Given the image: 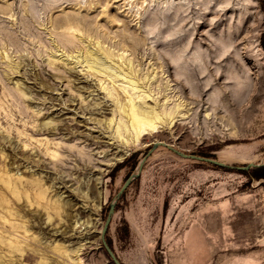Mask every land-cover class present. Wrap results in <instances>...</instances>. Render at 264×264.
<instances>
[{
    "label": "rangeland",
    "instance_id": "374dc122",
    "mask_svg": "<svg viewBox=\"0 0 264 264\" xmlns=\"http://www.w3.org/2000/svg\"><path fill=\"white\" fill-rule=\"evenodd\" d=\"M263 39L261 0H0V264H114L112 203L120 264H264V179L158 146L116 198L155 142L264 163ZM102 91L172 115L125 144Z\"/></svg>",
    "mask_w": 264,
    "mask_h": 264
},
{
    "label": "bare ground",
    "instance_id": "6f19581e",
    "mask_svg": "<svg viewBox=\"0 0 264 264\" xmlns=\"http://www.w3.org/2000/svg\"><path fill=\"white\" fill-rule=\"evenodd\" d=\"M88 51V50H87ZM85 51V52H87ZM105 54V53H104ZM80 55V54H79ZM99 54L96 53V51H89L88 53H86L85 57L82 59L83 62L87 63L88 68L93 69V67L98 68L100 70H102V73H107L110 72V74H112L114 76V78H116L117 74L120 73L122 74L123 68L119 67V68H111V66L109 65H105L106 62L104 60V62L102 61V64L99 65L98 60H100L101 57L103 56H98ZM75 56V55H74ZM77 56V55H76ZM106 57H110L109 54H105ZM100 57V58H99ZM92 58V60H91ZM105 58V57H104ZM102 59V58H101ZM77 60V59H76ZM107 61V60H106ZM80 64V62H79ZM109 64V63H108ZM97 66V67H96ZM201 69V68H200ZM101 72V71H100ZM189 73V72H188ZM190 74V73H189ZM105 75V74H104ZM107 75V74H106ZM125 76H129V80L131 83H134L137 81H135L134 79H132L134 76L132 74H130L129 72H126V74H124ZM110 76V75H108ZM112 76V77H113ZM111 77V76H110ZM124 77V76H123ZM113 78V79H114ZM119 79V78H118ZM115 81V80H113ZM117 81V79H116ZM125 82V81H124ZM138 82V81H137ZM212 82V81H211ZM196 83V82H195ZM137 85V84H136ZM135 86V85H134ZM199 87V86H198ZM143 91V90H141ZM102 92H106L107 94L111 95L114 99V102L116 103V108L115 110L112 112V117L108 119L107 121V126L110 127L111 124L112 128H111V132H112V136L115 138V140L117 141H121L125 144H129L134 143V142H139L141 140H143L144 138L149 137L150 135L156 134L158 132V128H159V123L163 118V114L167 115L170 117V115H172V112H167L164 110L161 111H157L155 109H147L145 108V106L139 102H136L135 100L138 99L140 97L144 98L143 94H137L138 96L136 97V99L134 100V98L132 97V95H129L127 97V99H125L124 101L122 100V98L119 95V92L117 91H102ZM123 96V95H122ZM126 98V97H125ZM142 98V99H143ZM123 101V102H122ZM163 105V104H162ZM86 106V105H85ZM97 106H99L97 104ZM101 107V106H100ZM115 107V106H114ZM84 107V111H85ZM60 109V108H59ZM65 110H67V108H63ZM88 109V108H87ZM91 109V108H90ZM99 109V108H98ZM96 109V111L98 110ZM172 109V108H171ZM70 110V109H69ZM93 110V109H91ZM90 110V111H91ZM95 110V108H94ZM167 110V109H166ZM94 113H97V112ZM101 117L105 116L108 113V109L102 105L101 110H98ZM172 111V110H171ZM51 113V112H50ZM48 112H45L43 114V116L50 114ZM88 113V111H87ZM174 113V112H173ZM98 114V113H97ZM95 115V114H94ZM165 117V116H164ZM173 119V118H172ZM104 120V121H105ZM163 121V120H162ZM161 121V122H162ZM172 122V121H171ZM101 124V123H100ZM106 126V125H105ZM104 126V127H105ZM102 127V126H101ZM45 128V127H44ZM106 128V127H105ZM41 131L42 128H40ZM40 129L37 131V133L40 131ZM57 129V128H56ZM46 130V129H45ZM44 130V131H45ZM59 132V129H57ZM106 130V129H105ZM43 131V132H44ZM47 131L50 132L49 128L47 127ZM46 131V132H47ZM53 132V131H52ZM110 132V131H109ZM61 133V132H60ZM59 134V133H58ZM97 139V138H96ZM110 139V138H109ZM94 141V140H93ZM103 141V140H102ZM52 142L46 141L45 142V149L46 150H50V146H51ZM95 144H100L101 140L97 139L95 142ZM60 145V144H59ZM57 143L55 144V147L58 146L60 147ZM101 145V144H100ZM54 146V145H53ZM65 149V148H63ZM52 150V149H51ZM67 150V149H65ZM69 150V147H68ZM71 150V148H70ZM53 151V150H52ZM56 152H54L53 156H55ZM86 153V152H85ZM84 155V154H83ZM85 156V155H84ZM87 156V155H86ZM83 157V156H82ZM88 157V156H87ZM84 158V157H83ZM82 160V159H81ZM83 161V160H82ZM87 161V160H86ZM89 162V161H87ZM90 163V162H89ZM86 169V168H84ZM20 181V180H18ZM12 185L14 189L17 190V182L16 180L12 181Z\"/></svg>",
    "mask_w": 264,
    "mask_h": 264
},
{
    "label": "water",
    "instance_id": "95a60500",
    "mask_svg": "<svg viewBox=\"0 0 264 264\" xmlns=\"http://www.w3.org/2000/svg\"><path fill=\"white\" fill-rule=\"evenodd\" d=\"M261 2L264 4V0H261ZM158 146L167 147L170 151L174 152L175 154L179 155L182 158L192 159V160H196V161L203 162V163H208V164L220 167V168H229V169H235L238 171H246V170L253 168V167L264 166V163H261V164L249 163V164L244 165V166H230V165H227V164L220 162V161L213 159V158L184 154V153H181L180 151L174 149L173 147H171L165 143L155 142L152 144L151 148L147 151L146 155L138 163L137 173L131 175L128 179H126V181L120 187L119 191L117 192L116 198H119V196L127 188V186L130 184V182L133 178L139 176V174L142 170V167L144 165V162L147 160L148 156L154 151V149H156V147H158ZM113 213H114V203H112L109 207L107 216H106V218L103 222L102 228H101L100 238H101L102 245H103L106 253L110 257V259L112 260V262L114 264H120V262L118 261V259L115 256V254L113 253V251L110 249V247L108 246V244L105 241V234L109 228Z\"/></svg>",
    "mask_w": 264,
    "mask_h": 264
},
{
    "label": "trees",
    "instance_id": "16d2710c",
    "mask_svg": "<svg viewBox=\"0 0 264 264\" xmlns=\"http://www.w3.org/2000/svg\"><path fill=\"white\" fill-rule=\"evenodd\" d=\"M262 46L264 48V39L262 41ZM124 166V163H119L117 164L111 171V174H110V177L113 178L115 173L121 169L122 167ZM226 170H231L229 168H224ZM239 173H242L246 176H249L250 179H254V180H261V179H264V166H260V167H253V168H250L246 171H238ZM108 244V246L110 247L111 249V244L109 243V241L106 242ZM112 250V249H111Z\"/></svg>",
    "mask_w": 264,
    "mask_h": 264
}]
</instances>
